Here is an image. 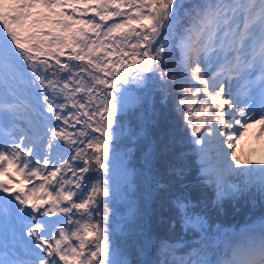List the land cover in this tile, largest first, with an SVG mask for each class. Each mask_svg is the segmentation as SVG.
I'll return each mask as SVG.
<instances>
[{
	"label": "snow or ice",
	"instance_id": "obj_1",
	"mask_svg": "<svg viewBox=\"0 0 264 264\" xmlns=\"http://www.w3.org/2000/svg\"><path fill=\"white\" fill-rule=\"evenodd\" d=\"M149 83L175 89L213 205L264 201V159L236 147L264 133V0H0V224L16 249L0 264H127L108 224L112 142L129 86ZM174 203L203 247L164 242L156 264H264V218L213 260L206 219Z\"/></svg>",
	"mask_w": 264,
	"mask_h": 264
},
{
	"label": "trees",
	"instance_id": "obj_2",
	"mask_svg": "<svg viewBox=\"0 0 264 264\" xmlns=\"http://www.w3.org/2000/svg\"><path fill=\"white\" fill-rule=\"evenodd\" d=\"M171 69L172 66L169 65ZM175 89L169 87L166 92L160 95V99L169 102V105L173 106V109L176 111L175 114L171 109L163 110L160 115H156L152 112V116L150 119L154 120V129L157 130V137L153 136L154 142L157 143L156 148H160L162 151L159 156L156 164L158 167H154V171L157 172V181L159 183V190L162 189L168 194L163 199L162 203H159L158 209L156 212L163 218L160 221H156L152 227V233L150 234L147 229H142V226L139 227L136 220L128 222L126 218L129 215L126 210L129 206L125 207H117L119 194H115L112 198H108L107 204L109 209V231H113V227L115 230V223L119 222V220H123L126 222L125 230L121 229L116 230L114 236H111L114 244L119 245L121 248L129 247V256L127 259H131L132 263L140 264L139 260L137 263V254H133L135 251L136 243L140 244L141 247L144 248V254H148L151 251V237L158 240H166V241H176L185 239L183 232H181V227H185L182 223L179 215L176 217H172L168 212L173 213L175 210V201L179 198H188L193 200L192 206L198 208L199 198L195 199V193L199 194V192L207 193V186L201 182L200 177H196V167L192 158L183 159L180 157H175V153L180 148L183 149L184 156L188 155V147L184 145V140L190 141V136L187 132L182 130V116L178 111V103L175 95L170 93H174ZM158 108V106H157ZM128 113L119 118L117 121L118 131L117 137L114 142L118 141L117 145L112 142V153L117 154L119 151L121 152L123 159L125 162H129V165H132L135 159H138V153H135L136 147L134 146V140H132V132L131 128L134 127V122L131 121L129 124L126 123V116ZM156 116L158 118L154 119ZM163 137V139H162ZM185 138V139H184ZM161 145L158 144L159 140ZM183 144V146H180ZM174 154V156H173ZM113 155V154H112ZM134 155V157H133ZM172 155V156H171ZM133 157V158H132ZM173 169L182 170V175L177 177L173 174ZM141 189L138 188V196L133 199V206L136 208L137 213L141 211V208H145L146 199L144 201L143 195L140 193ZM117 207V208H115ZM264 209V205L262 206ZM127 213V214H126ZM120 218V219H119ZM173 227L174 229H171ZM138 228V229H137ZM135 229V230H134ZM137 230V231H136ZM140 230V232H138ZM160 246H157V252L160 253ZM180 251L176 250V255L178 256ZM150 264V263H149Z\"/></svg>",
	"mask_w": 264,
	"mask_h": 264
},
{
	"label": "rangeland",
	"instance_id": "obj_3",
	"mask_svg": "<svg viewBox=\"0 0 264 264\" xmlns=\"http://www.w3.org/2000/svg\"><path fill=\"white\" fill-rule=\"evenodd\" d=\"M148 110H149L148 106H146V109L143 108L141 110L140 119L142 121H144V119L147 120V118L150 117V114H149L150 111H148ZM149 128H151V127H149ZM148 135H149V138H147L146 145L149 146V149L152 148L153 151H149L146 154L148 155V157L150 159V163L154 167H158V165L156 164V161L158 160L162 151L160 150V148H158V147L156 148V146H154V145H157V143L154 142V144H153L152 139L150 138V135L155 136L156 134L153 133V134H148ZM241 140H245V142L243 144V148L241 145ZM241 140L239 139V144L236 145V147L238 149V154L241 156L242 159H246V160L264 159V133L260 132L259 126H254L250 129H248V131L245 133V135L243 137H241ZM249 140H252L251 146H252V148H254L253 151L250 150L248 144L246 143V141L248 142ZM158 144L161 145L160 140H159ZM151 173L153 174L152 175L153 178H156L157 172L152 171ZM239 178L240 177H235V176L228 177V179L231 181H238ZM150 182L152 183L151 187L157 188V185H158L157 180H155V179L153 181L150 180ZM152 195H153V193H152ZM165 196H166V191L160 189L156 199L154 197L155 201L154 200L152 201L151 199H149V205L146 207V215H147L146 217H147V220L149 221L148 222V229L150 228V225H149L150 222H156V221H160L163 219L156 212V210L158 209L159 203L165 198ZM136 244L137 245L135 246V251H136V253H139V256H140L139 258L143 259L142 258L143 253H141L142 250H141V247L139 246L140 244H138V243H136ZM125 249H126V252H129L128 251V249H129L128 245H127V248H125ZM113 259H114V257H113ZM125 261H127V264H131L129 258Z\"/></svg>",
	"mask_w": 264,
	"mask_h": 264
}]
</instances>
